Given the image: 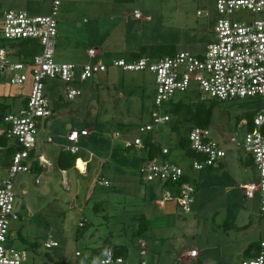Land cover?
I'll return each mask as SVG.
<instances>
[{
  "label": "rangeland",
  "instance_id": "rangeland-1",
  "mask_svg": "<svg viewBox=\"0 0 264 264\" xmlns=\"http://www.w3.org/2000/svg\"><path fill=\"white\" fill-rule=\"evenodd\" d=\"M60 1L56 60L78 66L102 61L109 69L82 83L83 97L75 101L58 100L66 84L47 81L55 117L40 125L38 141L45 154L56 152L49 157L54 168L41 172V184L36 183L40 172L35 171L19 174L15 180V209L20 219L12 225V246L27 252V264H101L114 245L127 248L126 263H139L141 241L149 247L148 255L158 253V264H242L251 258L246 257V250L264 241V213L259 196L247 200L243 188L258 182L260 174L250 160L246 166L245 153L230 141H244L248 121L264 108L261 97L205 102V107L213 105L212 138L225 142L228 150L221 170H191L192 160L176 148L171 124L155 132L157 142L170 149V161L183 167L197 184L189 214L176 206L172 213L174 202L164 208L156 205L165 190L160 183L142 180V154L126 145L139 135L137 128L115 138L118 123L134 127L152 122L157 86L150 72H124L114 68V62L129 63L143 48L148 49L144 57L150 58L167 46H175L177 52L204 53L215 38L209 20L197 13L209 10L216 15L218 0ZM52 8V0H0L1 11H23L31 17L47 16ZM90 50L98 51L96 60L89 58ZM28 87L2 85L0 100L18 112L29 95ZM194 100L190 93L176 97V103L191 105ZM69 124L75 130L89 131L90 136L81 139V156H95L90 176L83 177L77 168L68 172L72 190L61 185L57 167V157L68 144ZM10 162L11 157L2 153L1 176H6ZM106 181H111L109 187L101 184ZM81 223L85 226L80 227ZM51 239L59 246L48 250ZM192 249L199 258L181 261Z\"/></svg>",
  "mask_w": 264,
  "mask_h": 264
},
{
  "label": "built area",
  "instance_id": "built-area-1",
  "mask_svg": "<svg viewBox=\"0 0 264 264\" xmlns=\"http://www.w3.org/2000/svg\"><path fill=\"white\" fill-rule=\"evenodd\" d=\"M52 1V12L47 16L31 17L23 11L0 10V27L3 28L0 30V86L26 89L29 85V95L22 101V109L5 115L0 121V135H5L10 144L20 148L12 155L6 176L0 175V264L28 262L27 252L12 246V225L20 219L15 209V180L19 174L33 171V161L47 164L44 157L37 153L39 127L55 115L46 91L47 81L59 80L66 84V90L58 100L66 97L75 101L83 97L82 83L109 69L102 61L78 66L56 60L57 17L62 3L60 0ZM197 15L209 20L215 38L204 53L180 51L161 58L145 56L132 59L129 63L124 60L114 62L113 67L124 72H150L156 78L157 87L150 113L152 122L140 124L136 129L139 135L134 142L126 144L128 148L134 147L141 152L146 147L145 138L155 137V132L162 125L171 122V109L179 94L190 93L201 102H226L255 96L264 101V0H218L216 15L209 10L198 11ZM135 17L140 19L141 15L136 13ZM28 40L37 42L41 47L40 53L32 58H27L18 50L19 45ZM88 55L91 60L99 57L98 51L94 50H90ZM253 122L254 129L248 130L244 141L232 138L230 143L245 153L246 160H250L260 174V180L249 183L243 188V193L247 200L259 196L264 213V108ZM89 136V131L85 129L70 130L63 152L80 154V141ZM115 138L119 139L120 134L116 133ZM188 138L191 150L199 156L191 159V170L200 172L221 166L228 152L226 143L214 140L209 128L195 126ZM48 142L52 143L53 139L49 138ZM170 152L169 148H163L165 156ZM140 174L144 182L160 183L165 190L164 196L156 201L158 207L164 208L168 202H174L184 214L191 212L197 187L194 182H182L187 175L183 167L170 160L155 158L143 163ZM101 184L110 186L107 181ZM84 226V223L80 224V227ZM140 244L143 258L135 264H154L147 259V244L144 241ZM58 246L59 243L52 239L46 244L48 250ZM198 258V251L192 249L181 261ZM115 263L131 264L122 257L116 258L113 251L108 250L101 264ZM242 264H264V241H261L256 256L245 259Z\"/></svg>",
  "mask_w": 264,
  "mask_h": 264
},
{
  "label": "trees",
  "instance_id": "trees-1",
  "mask_svg": "<svg viewBox=\"0 0 264 264\" xmlns=\"http://www.w3.org/2000/svg\"><path fill=\"white\" fill-rule=\"evenodd\" d=\"M163 52L154 54L153 58H161V55L165 56H172L177 53V49L175 46H167L162 48ZM18 50H20L21 54H24L27 58H32L33 56L37 55L41 51L40 45L32 40H28L25 42H22L19 45ZM148 49L143 48L139 53H134L132 55V59H140L146 55ZM194 100L193 104H187L186 102L180 101L179 103H175L172 106L171 113L173 115V119L175 121L169 123L171 124V129L174 133L177 135V142H176V148L185 151L186 155L190 158H198L197 156L190 148V141H189V133L193 127H203V128H209L212 124L213 119V105L210 107H205V102ZM215 102V101H213ZM13 111L10 109V106L5 102L4 100H0V121L2 118L12 113ZM49 121V120H47ZM46 121V122H47ZM254 120L250 118L248 121L249 127L251 130L254 129ZM141 122L140 124H142ZM140 124H137L136 126H130V125H123L121 123H118L117 130L118 133L128 134L132 132L135 128H138ZM145 149L141 151L142 154V163H146L150 160H153L155 158H159L162 160H167L169 158L168 156H165L163 154V148L156 140V137L149 136L145 138ZM0 148H3V150H0V156L2 153H6L9 157H12L14 153H16L20 148L17 145L10 144V141L5 135H0ZM34 153L31 154L32 157H34ZM81 158V156L78 155H70L66 153H61L58 159V167L62 171H68L69 169L75 167L76 160ZM82 160H79V162ZM78 162V163H79ZM250 162V161H249ZM38 161H35L33 164V167L37 166ZM221 167V166H220ZM219 167V168H220ZM36 168V167H35ZM214 169V168H211ZM218 169V168H217ZM36 170L39 172L40 168H36ZM143 180V179H142ZM182 182H192L190 177L188 175L184 176L182 179ZM197 187V184H196ZM198 190V187H197ZM197 192V191H196ZM196 195V193H195ZM195 197V196H194ZM246 228V227H244ZM146 230L145 228H143ZM141 231V234H143L145 231ZM140 234V235H141ZM260 244L259 243H253L250 245V247L246 250V257H255L256 254L259 251ZM109 250H112L114 253V256L116 258L122 257L128 252L127 248L125 246H110L108 248ZM27 264V263H26Z\"/></svg>",
  "mask_w": 264,
  "mask_h": 264
},
{
  "label": "crops",
  "instance_id": "crops-1",
  "mask_svg": "<svg viewBox=\"0 0 264 264\" xmlns=\"http://www.w3.org/2000/svg\"><path fill=\"white\" fill-rule=\"evenodd\" d=\"M54 117H55V115H54ZM67 122V121H66ZM49 123V122H48ZM47 123V124H48ZM69 123V122H68ZM68 129H69V131L70 130H75L74 128H73V126L71 125V124H69V126H68ZM84 138H86V137H84ZM118 140V139H117ZM80 144H81V141H80ZM81 148V147H80ZM81 151H83L82 150V148H81ZM37 153L39 154V155H42L43 157H44V159L47 161V164L45 165L44 163L43 164H40L39 162H38V164H36L37 166H35L36 168H40V173L36 170V168L35 167H33V164H34V161L32 162V167H33V171H35V172H38L39 173V176H38V178H37V180H36V183H37V181L39 180V183H37V184H41V180H40V174H41V172L43 171V170H45V169H47V170H49V172H52V169L54 168V166H53V164H52V160H51V158H53L54 157V154L53 153H55L56 154V152H54V151H48V154H45V152H43V148L42 147H39V149H38V151H37ZM61 153H63V149H62V151L60 152V154ZM60 154L58 155V157H57V167H58V159H59V156H60ZM79 156H81V152H80V154H79ZM49 157H51V158H49ZM95 156L92 154V153H90L89 154V156H87V155H85V156H81V158L79 159V160H82L81 162H82V169L81 168H77V163L75 164V167H73V168H77L78 169V171H79V169L81 170V172L79 171V173H80V175H82L83 177L85 176H90V174H91V163H93V158H94ZM166 160V159H165ZM167 160H170L169 158L167 159ZM103 161H105V159L103 160ZM247 162V163H246ZM245 162V164H246V166H248V164H249V160H247ZM38 165L40 166V167H38ZM226 166V160H224L223 161V163L221 164V167L220 168H218V169H213V170H221V169H223L224 167ZM59 168V167H58ZM73 168H71V169H73ZM88 168V169H87ZM71 169H69L68 171H62L60 168H59V172H60V175H61V185L62 186H64L65 188H67L68 190H72V188L74 187V184L72 183V178L69 176V174H68V172L71 170ZM131 180V179H130ZM132 181V180H131ZM108 182V181H107ZM110 183H111V181H109ZM114 182H117V181H114ZM26 192V191H25ZM21 193H24V190L21 192ZM156 203V202H155ZM157 205V204H156ZM171 206H173L172 207V210H171V212L173 213L174 212V208H176L177 206L176 205H173V204H171ZM176 206V207H175ZM156 256H158V253L157 252H152V254H150L149 253V255H148V258H149V261L150 262H152V263H154V264H158L157 262H156ZM127 263H131V264H135V263H132V262H127Z\"/></svg>",
  "mask_w": 264,
  "mask_h": 264
},
{
  "label": "bare ground",
  "instance_id": "bare-ground-1",
  "mask_svg": "<svg viewBox=\"0 0 264 264\" xmlns=\"http://www.w3.org/2000/svg\"><path fill=\"white\" fill-rule=\"evenodd\" d=\"M78 167L82 169V162L77 163Z\"/></svg>",
  "mask_w": 264,
  "mask_h": 264
},
{
  "label": "clouds",
  "instance_id": "clouds-1",
  "mask_svg": "<svg viewBox=\"0 0 264 264\" xmlns=\"http://www.w3.org/2000/svg\"><path fill=\"white\" fill-rule=\"evenodd\" d=\"M80 159V158H79ZM78 160V159H77ZM77 160H76V163H77Z\"/></svg>",
  "mask_w": 264,
  "mask_h": 264
}]
</instances>
